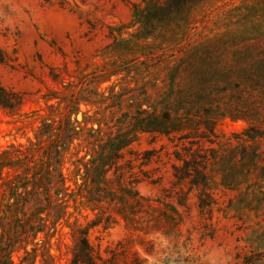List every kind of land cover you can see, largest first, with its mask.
I'll return each instance as SVG.
<instances>
[{"label":"rangeland","instance_id":"1","mask_svg":"<svg viewBox=\"0 0 264 264\" xmlns=\"http://www.w3.org/2000/svg\"><path fill=\"white\" fill-rule=\"evenodd\" d=\"M149 2L0 0V82L20 98L14 110L0 104V152L16 147L26 153L29 139L36 140L44 118H60L68 112L62 99L76 92L84 75L104 69L110 59L121 61L113 51L116 39L130 44L161 42L153 35L138 40L141 25L131 24L136 8L143 10ZM121 26L119 35L117 27ZM179 32V45L202 54L206 72L214 73L200 87L224 90L216 106L192 105L193 112L210 117L193 113L183 119L191 125V130L182 131L183 139L177 138L178 132L174 139L144 130L134 132L119 160L122 166L117 172L110 168L101 186L133 188L140 205L120 196L112 203L89 202L85 192L77 194L83 180L76 176L74 160L85 151L76 153V140L61 166L67 185L75 191L66 204L67 213L56 220L59 209L54 207L49 215L44 211L40 228L44 226L37 233L23 232L27 217L23 213L30 214L32 208L15 207L22 188L8 187L16 172L4 167L0 172V237L4 230L17 236L11 264H68L83 229L104 257L116 243L130 238L129 256L135 253L144 260L142 264H163L166 259V264H264V0H205L194 5L190 23ZM142 51L137 52L139 60L144 59ZM139 66L129 74H112L100 84L98 90L105 93L115 85L121 105L115 103L100 113L97 104L80 105L81 111L94 115L89 125L99 127L97 117L103 131L113 133L126 113L136 112L142 97L125 88L135 86L136 80L142 85L140 79L147 70ZM222 72L224 76H215ZM146 87L152 100L159 97V88L151 83ZM177 111L184 112L182 108ZM77 117L83 120L81 113ZM205 119L210 120L213 133L205 127ZM27 154L34 155L27 162L31 165L33 159L39 161L42 149ZM185 159L192 166L201 164L209 182L175 177L173 168L185 166ZM107 214L112 215L110 222ZM99 218L101 222H95Z\"/></svg>","mask_w":264,"mask_h":264},{"label":"trees","instance_id":"2","mask_svg":"<svg viewBox=\"0 0 264 264\" xmlns=\"http://www.w3.org/2000/svg\"><path fill=\"white\" fill-rule=\"evenodd\" d=\"M204 1L164 0L160 2L151 0L143 10L137 7L131 21V24L141 25L142 35H139L137 39L146 40L153 35L157 39H161V42L156 44L145 41L130 44L128 40L118 41L116 39L113 51L118 54L119 58H123L121 61L110 59L104 64V69L97 68L84 75L77 84L76 92H72L70 96H64L62 99L65 103L64 109H67L68 112L60 118H44L35 132L36 140L29 139L30 145L25 147L26 153L16 147L14 150L0 152V172L4 167L15 169L16 172L15 179H11L6 184L12 190L16 187L22 188L20 193L12 192L14 196L16 195L14 193H18L19 196V198L15 196L16 200L13 202L16 204L15 207L18 210L27 206V208H32L30 214L23 213L24 216H27L23 225L24 233L42 231L44 225L40 228V222L44 220L42 216L44 211H48L49 215L54 207L59 209L60 213L56 220L67 213L66 204L75 191L74 188L67 185V178L62 172L61 166L64 164L66 153L70 151L76 140L78 142L76 153L85 151L82 157H76L74 160L76 176L83 180L77 194L85 192L84 196L89 202L101 203L109 200L108 202L112 203L115 202L117 196H120L118 198L124 199L126 202L140 205V201L136 198L137 193L133 188L120 187L119 190H115L109 184L101 186L105 174L110 168L114 167L117 172L122 166L119 160L124 158V149H128L135 136L134 132L144 130L165 134L173 139L176 137L175 133L178 132L177 138L183 139L186 134L182 131L191 130V125L186 120L195 113L192 109L193 106L203 107L207 104L216 106L224 92V90L200 87L201 84L209 83L214 73L206 72L204 66L206 59L202 57V54L189 51L185 44L179 45L177 38L183 24L190 23L194 5L197 6ZM111 28L115 29V27ZM123 28L124 26L117 27L119 35ZM176 47L177 49H175ZM144 49L145 51L141 52L144 59L139 60L137 52ZM179 52H182L181 55L176 57V53ZM128 54L132 56L130 59L125 58ZM139 65H144L147 70L146 76L151 77L145 79L146 76H143L140 79L142 85H139V81L136 80L135 86L125 88L130 91L136 90L142 97V101L135 102L138 104L136 112L126 113L123 117L124 120L119 121L121 126L113 133H108L107 130L103 131L100 118L96 117L99 127L89 125V121L94 115L88 114V110L81 111L80 105L82 103L85 105L97 104L99 107L96 109L97 113H100V110L111 108L115 103L121 105L123 100L120 99V102L117 103L120 93L115 91V85H111L108 89L109 92L105 93V90H98L100 84L109 80L112 74L121 72L129 74L134 67L140 69ZM151 68L156 70H151ZM162 70L166 71L163 77L159 76ZM262 70L264 71V68ZM223 73H217L215 76L222 77L225 75ZM150 83L161 90L159 97L153 100L148 93V87L144 88ZM178 103L183 107L177 105ZM0 104L10 110H14L20 104L19 96L15 92L5 89L1 82ZM143 104H146L147 107H143ZM181 108L184 111L183 114L177 111ZM79 113L83 116L82 121L78 120L77 114ZM193 115L197 116L198 114ZM198 117L203 118L201 115ZM206 117H210V115ZM206 117L204 116V118ZM233 117L238 116L234 115ZM203 121H205V127L213 133L210 120ZM18 146L22 147L23 144L19 143ZM34 148L42 149V155L39 161L33 159L34 164L29 165L27 162L34 155L29 156L27 152ZM143 158L148 160L149 157ZM184 162L185 166L173 168L175 177L180 180L190 177L191 182H209L201 164L196 162L198 165L192 166L186 159ZM193 162L195 163L194 160ZM42 194L45 196L44 199L40 197ZM11 205L7 204L6 206L10 207ZM4 217L7 216H3V219ZM105 217L107 222H110L112 215L107 214ZM95 222H101V219L99 218ZM5 236H7L6 242H4ZM16 238L17 236L11 235L8 230H4L2 233L0 264H11L13 240ZM130 243H132L130 238L119 241L108 250V255L104 257L94 248L87 236V230L83 229L76 238L72 248V257L68 264H142L144 260L135 253L132 257L129 256ZM165 261L163 264H166L168 259Z\"/></svg>","mask_w":264,"mask_h":264}]
</instances>
